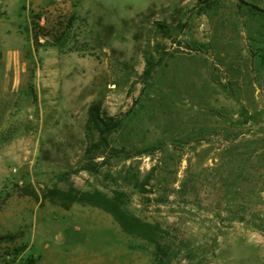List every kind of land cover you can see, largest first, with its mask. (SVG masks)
Listing matches in <instances>:
<instances>
[{"label":"rangeland","instance_id":"374dc122","mask_svg":"<svg viewBox=\"0 0 264 264\" xmlns=\"http://www.w3.org/2000/svg\"><path fill=\"white\" fill-rule=\"evenodd\" d=\"M0 237V264H264V0H0Z\"/></svg>","mask_w":264,"mask_h":264},{"label":"trees","instance_id":"16d2710c","mask_svg":"<svg viewBox=\"0 0 264 264\" xmlns=\"http://www.w3.org/2000/svg\"><path fill=\"white\" fill-rule=\"evenodd\" d=\"M74 20L75 17L71 16L68 24L72 25ZM150 72L151 69L149 67L146 70V74H150ZM101 114V104H92L89 111V117L86 123L87 136L90 140V144L87 151L89 154H93L96 156L98 154L104 155L106 152L105 150H103V148H108L109 150L110 146L108 142V137L106 135V130L102 128L105 123L101 118ZM119 152L120 150L111 149V155H118ZM85 169L98 170V167L95 164H87V166H85ZM50 196L53 199L60 200V202L63 203V206L65 207H69L74 203L91 204L94 206L101 207L102 209L106 210L107 212L113 215L115 220L121 225V227L127 234L131 236L141 237L142 239L150 243H154L157 245L158 251H163L160 247V242L158 238L159 227L149 222H146L140 217L131 213L129 209L124 205L123 201L120 200V198L108 197L104 193L98 191L82 192L76 188H70L69 190H51ZM5 239L6 237H0V241ZM35 263L36 262L34 259H30L26 264ZM154 264H166L164 255H160V253L155 254Z\"/></svg>","mask_w":264,"mask_h":264}]
</instances>
